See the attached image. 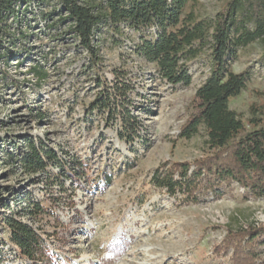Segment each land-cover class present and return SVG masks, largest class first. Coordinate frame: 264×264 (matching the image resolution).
<instances>
[{"label":"rangeland","instance_id":"1","mask_svg":"<svg viewBox=\"0 0 264 264\" xmlns=\"http://www.w3.org/2000/svg\"><path fill=\"white\" fill-rule=\"evenodd\" d=\"M225 2L189 0L187 12L210 21ZM41 10L35 4L28 9L32 30L7 46L29 47L28 57L24 51L10 64L0 62V212L1 203L17 212L24 205L21 195L44 203L48 213L19 219L43 236L50 253L41 263L22 258L0 224V264H264V244L255 257L244 243L248 232L264 228V198L247 197L233 183L219 196L209 192L185 203L151 183L157 169L189 163L193 170L210 154L204 128L190 139L180 136L209 73L208 46L188 62L191 84L172 86L133 52L138 33L102 26L101 73L112 80L113 70L128 72L135 84L132 111L144 125L141 137L127 145L118 138V124L89 114L97 88L84 70L86 55L72 38L56 40L54 30L45 32ZM37 62L46 72L43 79L32 73ZM247 68L252 80L230 107L245 120L257 113L264 121V40L240 49L233 70ZM27 139L43 141L68 173L84 168L80 184L58 168L24 172L16 161Z\"/></svg>","mask_w":264,"mask_h":264},{"label":"trees","instance_id":"2","mask_svg":"<svg viewBox=\"0 0 264 264\" xmlns=\"http://www.w3.org/2000/svg\"><path fill=\"white\" fill-rule=\"evenodd\" d=\"M52 1L56 2L54 7L50 5ZM188 1L0 0V62L10 64V57L24 51L28 57L29 47L11 51L7 46L28 37L32 30L26 18L28 9L33 4L41 6L44 10L39 13L46 22L43 30H54L56 40L72 38L76 49L86 55L84 70L93 76L97 88L89 114L101 115L108 125L118 124L120 141L133 145L144 126L139 114L132 111L137 108L132 98L135 84L123 69L113 70L112 80L102 75L104 60L97 38L102 26L109 24L119 30L123 25L138 33L133 52L153 64L158 76L172 86L191 84L188 62L208 46L209 73L196 89L194 108L180 136L190 139L204 128L210 154L195 162L193 170L189 163L181 164L177 170L157 169L151 183L185 203L195 202L209 192L219 196L233 183L244 187L247 197L264 198V121L257 113L245 120L230 107L231 100L247 89L253 77L249 68L236 72L233 64L241 48L264 40V0H226L210 21L197 20L187 12ZM16 23L20 26L13 27ZM23 25L27 29L23 30ZM32 73L38 79L46 76L39 62L32 67ZM2 74L6 78L7 70ZM3 144V148L8 145L6 141ZM16 162L28 174H47L50 168H58L78 185L79 177L86 172L78 168L81 171L68 173L57 154L41 140L27 139L17 150ZM106 179L111 182L110 176ZM21 200L24 205L17 212L8 203H1L0 224L8 230L9 240L22 258L41 263L50 253L48 244L19 217L40 216L49 210L44 203L25 195ZM263 238L264 228L248 232L244 243L250 250L245 252L258 257Z\"/></svg>","mask_w":264,"mask_h":264}]
</instances>
